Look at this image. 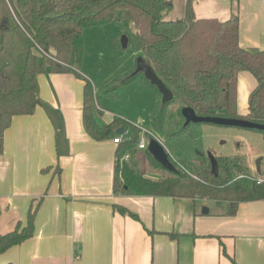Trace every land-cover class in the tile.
<instances>
[{
	"label": "crops",
	"instance_id": "0c3cea01",
	"mask_svg": "<svg viewBox=\"0 0 264 264\" xmlns=\"http://www.w3.org/2000/svg\"><path fill=\"white\" fill-rule=\"evenodd\" d=\"M173 4L166 20H183L189 4L198 20L238 18L240 46L264 51V0ZM37 83L45 108L15 117L0 153V235L26 227L31 211L34 235L0 264H264V200L230 215L227 202L117 192L119 145L113 132L102 141L89 133L84 82L67 73ZM257 85L239 74V115H248Z\"/></svg>",
	"mask_w": 264,
	"mask_h": 264
},
{
	"label": "trees",
	"instance_id": "16d2710c",
	"mask_svg": "<svg viewBox=\"0 0 264 264\" xmlns=\"http://www.w3.org/2000/svg\"><path fill=\"white\" fill-rule=\"evenodd\" d=\"M173 8V0H0V153L4 133L13 119L45 108L38 95V76L70 73L84 82L85 120L95 140L109 138L118 128L133 133L116 152L117 192L227 202L230 215L240 203L264 200V182L250 176L240 157L216 158L218 176L212 173L208 159L206 170L198 173L199 180L178 168V173L165 179L145 177L129 155L137 149L141 130L120 118L106 125L97 122L93 85L79 70L82 34L87 28L111 23L119 11H130L145 59L184 107L193 108L200 116L264 124V51L240 46L239 19L198 20L189 4L183 20L168 21L166 16ZM241 72L251 73L258 82L246 117L238 114ZM134 76L128 75L122 83ZM163 108L158 104L153 113L157 129L162 127ZM126 155L131 162L123 160ZM147 155L155 161L148 151ZM119 211L128 213L121 208ZM34 222L31 211L26 227L19 225L13 232L0 235V255L31 239Z\"/></svg>",
	"mask_w": 264,
	"mask_h": 264
},
{
	"label": "rangeland",
	"instance_id": "374dc122",
	"mask_svg": "<svg viewBox=\"0 0 264 264\" xmlns=\"http://www.w3.org/2000/svg\"><path fill=\"white\" fill-rule=\"evenodd\" d=\"M124 37L128 40L127 48L122 46ZM81 43L83 56L79 70L93 85L96 109L97 104L102 107V113L96 112L99 124H110L120 118L140 129V137L144 132L151 133L174 165L196 180H199L198 173L208 167L211 154L219 159L240 157L249 168L250 176L264 182V131L206 123L185 127L184 103L179 98L163 104L162 95L147 83L143 73L122 83L135 73L138 59L145 58L139 30L130 11H119L109 24L85 29ZM158 104L164 105L159 129L153 123ZM52 116L58 123L56 115ZM118 136L128 140L133 133L129 129L122 134L114 130L112 137ZM148 138L151 137L148 135ZM147 151L135 149L129 154L139 171L152 179L171 177L172 173L159 166Z\"/></svg>",
	"mask_w": 264,
	"mask_h": 264
},
{
	"label": "water",
	"instance_id": "95a60500",
	"mask_svg": "<svg viewBox=\"0 0 264 264\" xmlns=\"http://www.w3.org/2000/svg\"><path fill=\"white\" fill-rule=\"evenodd\" d=\"M123 48L128 47V40L126 37L122 40ZM139 73H143L145 78L156 87L158 92L162 95V103L167 104L174 99L173 92L167 87V85L159 78L153 66L144 58L140 57L137 61V69L134 75ZM182 115L185 118V127L190 124H213L217 126H226V127H238L245 129H254L258 131H264V124H259L255 122H251L245 119L239 118H225V117H217V116H200L196 113V111L191 107H184L182 110ZM119 134L123 133V129L118 131ZM148 152L150 155L157 161L165 170L171 173H178L177 167L171 161V158L165 148L157 139H150L148 145ZM209 160L212 166V173L215 176L219 174V165L217 159L213 155H209ZM203 214L207 215L209 213L208 208H203Z\"/></svg>",
	"mask_w": 264,
	"mask_h": 264
},
{
	"label": "built area",
	"instance_id": "2783aa9c",
	"mask_svg": "<svg viewBox=\"0 0 264 264\" xmlns=\"http://www.w3.org/2000/svg\"><path fill=\"white\" fill-rule=\"evenodd\" d=\"M126 132V131H125ZM123 133H124V131H123ZM148 135L151 137L150 139H152V138H154V136H152V134L151 133H149V132H144L143 133V136L140 138V140H139V142H138V146H137V149H139V150H147L148 149V145H149V141H150V139L148 138ZM155 139V138H154ZM131 140V138H129L128 140H124L123 139V136H118V137H116L114 140H113V142H114V144H116V145H120V144H122V143H124L125 141H130ZM129 156L128 155H126L124 158H123V160L124 161H129Z\"/></svg>",
	"mask_w": 264,
	"mask_h": 264
}]
</instances>
